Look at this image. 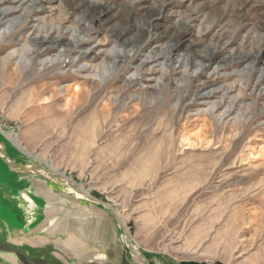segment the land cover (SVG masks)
Here are the masks:
<instances>
[{
	"label": "rangeland",
	"instance_id": "1",
	"mask_svg": "<svg viewBox=\"0 0 264 264\" xmlns=\"http://www.w3.org/2000/svg\"><path fill=\"white\" fill-rule=\"evenodd\" d=\"M24 1L23 7L47 11L32 18L40 22L39 28L42 20L67 17L64 30L68 34L49 55L36 58L33 36L25 40L26 33L20 30L3 39L6 27L0 28L4 46L0 59L13 55L11 67L0 64V69L29 71L32 62L39 73L49 69L51 75L68 76L59 88L70 83L85 89L110 85L93 108L105 102L118 105L121 97L116 90L128 87L123 101L130 106L129 113L141 111L151 125L162 124L159 130L170 140V155L151 161L145 158L146 145L133 147L103 135L83 139L74 129L79 119L62 126L53 113L51 117L43 112V96H30L27 89L14 94L19 88L1 73L0 129L12 134L31 156L117 212L135 248L151 264H264V0ZM53 8L59 10L53 12ZM70 40L76 46L63 57L61 52ZM10 41L14 43L5 46ZM99 43L104 46L97 47ZM93 47L97 48L90 53ZM113 52L122 57L111 58ZM80 53L87 58L78 59ZM6 87L10 89L1 91ZM230 89L223 96L199 99L212 90L224 93ZM132 97L138 99L130 102ZM253 115L260 117L250 122ZM203 120L223 128L216 129L212 138L195 142ZM251 129L258 131L246 135ZM187 139L194 144L185 145ZM249 139L257 142L249 144ZM0 141L17 162L34 161L3 135ZM219 144L221 150L209 151ZM229 151L235 155L222 167L220 160ZM167 166L172 169L164 171ZM193 166L199 170L193 171ZM21 177L28 178L26 182L38 178ZM18 178L0 159L1 192L18 187ZM7 192L0 194V250L6 253L13 249V243H8L10 233L23 230L24 224L21 207L13 208L9 196L13 192ZM67 195L62 198L70 201ZM88 208L95 210L96 219H105L104 224L111 222L102 230L108 234L109 228L116 249L128 255L122 232L112 218L95 204L89 203ZM38 212L41 217L43 210ZM83 212L87 214L79 210L81 217ZM20 242L23 239L17 240L23 247ZM0 256L5 257L0 259L3 264L17 263L1 251Z\"/></svg>",
	"mask_w": 264,
	"mask_h": 264
},
{
	"label": "bare ground",
	"instance_id": "2",
	"mask_svg": "<svg viewBox=\"0 0 264 264\" xmlns=\"http://www.w3.org/2000/svg\"><path fill=\"white\" fill-rule=\"evenodd\" d=\"M25 3L26 1L24 0H0V28L6 27L4 28L5 30L2 32V38L7 39L9 37L10 38L14 37L16 33H19L18 31L23 30L26 33V35H24L25 40H27L26 38L28 36H30L28 38L29 40L31 39V36H33L32 42H34L33 43L34 47L32 48V54H34L36 58L49 55L53 50L56 49V46L60 42L66 39L68 30L65 31L64 26L66 23H68V18L62 15V17L56 20L50 19L47 22H44V20H42L43 26L39 28L40 22L32 18L36 14L46 13L47 11L43 9L39 10L32 7H23ZM37 5L40 6L39 4ZM51 10L53 12H56L59 9L55 10L53 8ZM12 40H14V38ZM1 42H0V51L2 50V48H4ZM13 43H14L13 41L7 42L5 46L12 45ZM75 44L76 43L74 41L70 40V42H68L64 46V49L61 52V56L64 57L70 54ZM101 45L103 44L99 43L97 47ZM96 48L92 49L90 53H93ZM21 53L24 52L21 51ZM72 53H75V51ZM79 55L80 56H78V59H86L88 56L86 53H80ZM116 57L121 58L122 55L118 54V52L117 53L113 52V54H111V58H116ZM12 58L13 55L11 53H8L5 57L0 59V64L2 65V67L6 68L9 65V62L11 61ZM149 62L150 61L148 60L143 65L146 66ZM30 64H31V68L29 71H27L26 69L20 70L15 68L11 72H9L8 69H6V71L4 72L3 68L0 69V73L2 74L3 78L9 83L13 84L15 88H19V89L13 88L14 94L18 93V91L16 90L22 91L27 89L25 93L29 94L30 96L35 95V96H39V98L40 96L41 97L43 96V106H44L43 112L47 115H50L51 117L53 116L52 115L53 113L55 117L54 120H58L62 124V126L69 120L71 121L72 119H79L80 121L74 127V129L76 132L77 131L80 132V135H82L83 139H89L95 135L96 136L103 135V137L109 138V140H117L121 144H127L133 147L146 145L144 146L145 149L144 154L147 160L157 161L159 159L169 157L170 149H171L170 140L164 134L163 130L162 131L159 130L161 129L160 126H162V124L159 121H156L152 123L153 125L152 126L150 124L151 123L150 118L144 117L141 111L138 112L136 110L134 114L129 113L130 106L128 104H125L123 101V99L127 95L128 87H123L120 88L119 90H116L118 91V94L121 97L120 103L118 105H112V103L110 102H105L101 107L93 108L97 98H99L100 95L107 93L110 88V85H107L105 88H101V89L99 88V86L92 87L90 89L87 88L85 89L79 84L70 83L65 85V87L59 88L61 82L65 83V81L69 79L68 76L63 77V76L51 75L49 69H43V72L39 73L38 71H36L34 64L32 62ZM57 65L58 63L56 62L53 63L51 67ZM22 68L23 67H21V69ZM147 72L153 73L152 70H148ZM75 77L77 78L76 75ZM75 77L71 76L72 79H75ZM53 80L55 82H53ZM9 89L10 87L9 88L6 87L3 88L1 91L5 92L8 91ZM231 89L226 90V92L224 93H222V91L219 90H212L200 95L199 99H211L214 98L215 95L220 93L223 96L224 94L231 92ZM94 91L95 93H93ZM64 99L65 101L61 104V101H63ZM137 99L138 97H132L130 99L131 101L130 100L129 101L133 102L136 101ZM220 104H221L220 102L216 104L217 109L220 108ZM193 106L194 105H192L191 107ZM168 108L166 109V112L170 116L171 109ZM187 108H189V106ZM119 114L122 116L118 118ZM158 114L159 112L156 113V115ZM207 116H210V114H207L206 117ZM259 117L260 115H253L250 122L255 121ZM45 119L47 120V118ZM197 120L198 119H195L193 124L197 122ZM187 121L190 122L189 118H187ZM141 123H144L143 126H141ZM46 125L47 124H45V126ZM184 126L185 123L182 124V128ZM220 128L215 124H210L208 123V121L206 122L205 120H203L201 124V129L195 135L194 138L195 142H201L210 137L212 138V135L215 134L216 129H220ZM257 131L258 130L256 129H251L249 131L247 130L246 135L251 136L252 134L257 133ZM0 134H2L13 145L14 148L21 150L25 156L29 158L32 157L34 159H37L31 156V154L27 153L23 148H21V146L18 143V140L12 134H8L7 132H4L2 129H0ZM183 142L185 145L189 147L194 144L192 141L188 139L184 140ZM210 142L211 141H209V143ZM248 142L249 144L255 143L257 142V140L249 139ZM222 148L223 146L219 144L216 145L213 149L211 146L209 151L217 152ZM234 155H235L234 151L227 152L226 155L220 160V165L222 167L228 165L230 163L231 158ZM49 167L51 170L56 171L53 169V167L51 166ZM171 169L172 167L167 166L164 171H169ZM196 170H199V167L193 166V171ZM175 172H177L176 169ZM78 188L84 194H89V192L83 189L82 186L79 185ZM68 191L73 192L71 188H69ZM75 195L78 198H84L83 195L78 192H76ZM25 199L27 200V202L30 201L28 197H25ZM116 214L119 216L117 212Z\"/></svg>",
	"mask_w": 264,
	"mask_h": 264
},
{
	"label": "crops",
	"instance_id": "3",
	"mask_svg": "<svg viewBox=\"0 0 264 264\" xmlns=\"http://www.w3.org/2000/svg\"><path fill=\"white\" fill-rule=\"evenodd\" d=\"M18 183L32 195L37 203V211L43 210V223L41 219L40 224L34 228L25 227L20 236L17 232L14 233L25 244L33 248H43L46 253L50 251L59 264H135L125 252L116 249L117 243L110 235L111 230L108 228V234L102 230L110 227L111 222L104 224L105 219H96L95 210H89L87 204L65 201L61 192L44 180L26 182L18 178ZM15 191L13 188V197L12 194L9 196L15 198ZM80 209L87 211V214L83 212L84 216L81 217ZM49 219L57 220L52 228L47 226ZM41 224L43 235L40 234ZM32 233L36 236L34 240Z\"/></svg>",
	"mask_w": 264,
	"mask_h": 264
},
{
	"label": "water",
	"instance_id": "4",
	"mask_svg": "<svg viewBox=\"0 0 264 264\" xmlns=\"http://www.w3.org/2000/svg\"><path fill=\"white\" fill-rule=\"evenodd\" d=\"M0 159L2 160L4 167L9 173L20 176L21 180L27 181L28 179L26 177H21V176H26V175H31L32 177L36 176L38 177L36 178L37 181L40 180L43 182L44 180L50 185L55 186L58 189V191L61 192V195L65 197V195L67 194L63 192L64 188L60 184V183H63L66 187H68V189L71 188L73 190V192H70L72 196L67 195L71 198L69 199L70 201L80 202L84 204L91 203V204H95L98 207H100L112 218V220L115 222V224L119 228L120 232H122V235L125 241V246H126V249H127V252L130 258H135L139 260L141 264H151L148 258L146 257V255L138 252V250L135 248L133 241L129 233L127 232L125 225L123 224L119 216L116 214V212L113 211L107 204L97 200L90 194H84L81 190H79L78 186L73 181H70L65 175L60 174L57 171L51 170L48 165H46L45 163H42L41 161L37 159H34V161L31 164H22L12 159L7 152L6 144L3 141H0ZM27 177H30V176H27ZM17 183H18V180H17ZM13 188L17 191V196H15L14 194L15 198H12L15 204V206L13 204L14 206L13 208L17 210V208L19 209V207H21L23 211V222H24L23 230H25L24 229L25 227L34 228L36 225L40 224L41 219L43 223V215L41 218L40 215L38 214V211L36 209L37 203L35 202L32 195L27 192L26 190L27 188H22L20 186V183H18V187H13ZM13 188H7L5 190L2 189V192L0 189L1 196L6 195L8 193L7 191L8 190L12 191ZM76 192L82 194L84 198H78L75 195ZM25 197H28L30 201L27 202ZM1 206H2V203H1ZM8 207L11 210V207L10 206ZM1 208L4 210L5 207H1ZM56 221L57 220L55 219H49L47 222V226H50V228H52L55 225ZM21 230L22 228L18 230L17 235H20ZM40 234L43 235V225L42 224H41ZM19 239L20 238L10 233L8 243H13V249L8 251L7 253L4 250H0L1 253L9 255L10 258L11 257L12 259L15 258L14 261H17V263L13 262L11 264H59V262L54 257H52V255L50 254V251L46 253L45 250H43V248H33L29 244H25L24 240L23 242H20V245L24 244L22 245L23 247L18 246L17 240ZM1 258L5 259V257L3 258L0 256V259ZM0 264H3V263L0 262Z\"/></svg>",
	"mask_w": 264,
	"mask_h": 264
},
{
	"label": "trees",
	"instance_id": "5",
	"mask_svg": "<svg viewBox=\"0 0 264 264\" xmlns=\"http://www.w3.org/2000/svg\"><path fill=\"white\" fill-rule=\"evenodd\" d=\"M185 264V263H184ZM188 264H196V263H188Z\"/></svg>",
	"mask_w": 264,
	"mask_h": 264
}]
</instances>
